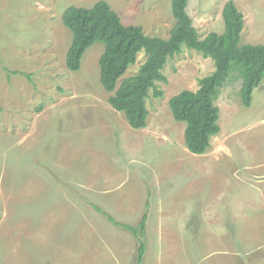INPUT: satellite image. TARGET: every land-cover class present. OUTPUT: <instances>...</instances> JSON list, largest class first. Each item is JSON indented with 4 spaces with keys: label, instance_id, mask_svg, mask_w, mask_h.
Instances as JSON below:
<instances>
[{
    "label": "rangeland",
    "instance_id": "1",
    "mask_svg": "<svg viewBox=\"0 0 264 264\" xmlns=\"http://www.w3.org/2000/svg\"><path fill=\"white\" fill-rule=\"evenodd\" d=\"M100 1L150 37L176 25L172 0H0V264H138V238L93 206L134 227L148 215L142 264H264V80L250 107L237 74L228 80L221 132L194 155L169 101L215 66L183 47L163 68V97L150 92L147 127L132 129L100 83L102 44L79 72L66 66L63 13ZM229 1L241 44L264 45V0H189L200 38L225 31Z\"/></svg>",
    "mask_w": 264,
    "mask_h": 264
},
{
    "label": "trees",
    "instance_id": "2",
    "mask_svg": "<svg viewBox=\"0 0 264 264\" xmlns=\"http://www.w3.org/2000/svg\"><path fill=\"white\" fill-rule=\"evenodd\" d=\"M188 2L172 0L176 25L168 39L150 37L140 26L123 24L119 15L105 1L98 2L92 8H67L62 20L73 38L67 52L66 66L70 71L79 72L87 50L95 44H102L104 52L99 60L100 83L108 93L113 94L109 103L116 112L124 114L132 129L141 130L147 127V99L150 92L153 91L156 98L164 95L157 83L167 82L163 68L168 61L179 55L183 47L211 58L215 70L200 80L198 90H184L169 101L174 119L185 124L184 138L188 150L194 155H203L211 148L212 138L221 132L220 108L216 101L221 89L234 74L242 81L240 96L243 105H252L253 92L264 80V45L241 44L244 15L232 1L227 2L223 10L225 31L222 34L213 32L201 39L187 12ZM142 52L146 60L138 73L124 78ZM93 208L115 226L126 229L138 238L137 261L142 264L146 252L144 239L148 215H144L134 227L116 221L99 207Z\"/></svg>",
    "mask_w": 264,
    "mask_h": 264
}]
</instances>
